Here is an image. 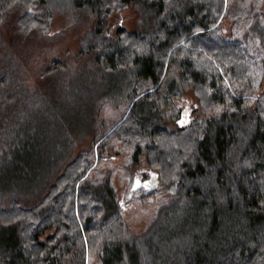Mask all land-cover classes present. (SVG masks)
I'll return each instance as SVG.
<instances>
[{
  "label": "trees",
  "instance_id": "trees-1",
  "mask_svg": "<svg viewBox=\"0 0 264 264\" xmlns=\"http://www.w3.org/2000/svg\"><path fill=\"white\" fill-rule=\"evenodd\" d=\"M66 1L94 26L31 86L3 49L8 20L15 46L44 37L60 2L0 0V264H264V7ZM130 6L154 20L111 35L109 18ZM191 89L201 110L171 129ZM107 106L125 109L112 125ZM119 145L130 165L144 156L157 171L148 196L177 185L141 233L100 167Z\"/></svg>",
  "mask_w": 264,
  "mask_h": 264
},
{
  "label": "rangeland",
  "instance_id": "rangeland-1",
  "mask_svg": "<svg viewBox=\"0 0 264 264\" xmlns=\"http://www.w3.org/2000/svg\"><path fill=\"white\" fill-rule=\"evenodd\" d=\"M60 2V7L55 13L52 29L44 37L28 38L16 44V40L20 39L18 34L12 31V24L8 20V30L6 34V42L9 49L15 52V57L22 61L25 70L26 82L31 86L37 84L38 76L47 68L51 60L69 59L74 57L81 47L80 41L89 30L94 26V15L90 9H81L74 12L66 4V0H56ZM241 2V0H238ZM246 6L264 7V0H245ZM154 14L144 12L139 6H130L123 10L115 11L109 18L111 35H115L117 24H121L126 30L131 31L146 27L154 18ZM231 22L224 17L222 26L226 32L229 31ZM149 29V26L147 27ZM15 46V48H14ZM3 50V51H4ZM176 104L184 108L186 117L185 122L180 120L178 123H171V129H177L183 124H187L189 119L194 115L195 110H201V101L196 93L191 89L186 91L183 96L176 100ZM193 110V111H192ZM125 112L124 106L112 108L107 106L103 110V117L106 119L105 124L112 125L118 119H121ZM91 139L79 148L83 149L90 146ZM86 145V147H85ZM119 155L111 154L105 157V161L101 164V170L111 175L112 183L115 186L118 200L122 206L123 217L125 222L135 233H141L147 229L150 222L155 218L160 209L161 203L170 202L177 190V185L171 187L168 192L158 193L148 196V190L140 186L142 182L149 180L152 175H156L157 171L152 169L148 160L144 156H140L137 164L130 165V155L125 148L119 145ZM176 148V147H175ZM160 182V177L158 178ZM136 184H138L136 186ZM158 187V186H157ZM153 201L152 203H145Z\"/></svg>",
  "mask_w": 264,
  "mask_h": 264
},
{
  "label": "water",
  "instance_id": "water-1",
  "mask_svg": "<svg viewBox=\"0 0 264 264\" xmlns=\"http://www.w3.org/2000/svg\"><path fill=\"white\" fill-rule=\"evenodd\" d=\"M158 184H159V181L157 179V175H152V177L149 180L142 182L140 186H143L150 190H154L157 188Z\"/></svg>",
  "mask_w": 264,
  "mask_h": 264
}]
</instances>
